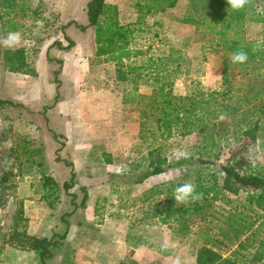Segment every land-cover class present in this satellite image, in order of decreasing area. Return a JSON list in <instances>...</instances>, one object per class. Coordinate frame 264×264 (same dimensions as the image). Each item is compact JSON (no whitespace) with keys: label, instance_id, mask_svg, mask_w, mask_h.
<instances>
[{"label":"rangeland","instance_id":"1","mask_svg":"<svg viewBox=\"0 0 264 264\" xmlns=\"http://www.w3.org/2000/svg\"><path fill=\"white\" fill-rule=\"evenodd\" d=\"M88 1L28 0L30 17L23 20L24 26L18 32L19 46L15 49L0 46V100L12 103L0 105V261L5 245H21L27 242L24 236L41 238L50 237L54 232L62 234L65 225L60 218L72 210L74 212L65 217L69 224L66 239L51 250L53 256L47 260L50 264H127L130 260L135 264H196L197 250L204 243L200 233L216 236L221 245L213 247L223 257L229 256L236 250L237 243L223 240L218 231L225 227L222 222L236 204V197L232 194L220 195L214 203L217 208L212 211V217L201 220L196 215L192 216L191 231L185 235L176 232L175 224L161 226L144 219L147 206L139 198L153 185L191 182L196 173L207 180L215 175L219 183L222 176L220 166L227 163L238 145L237 138L231 134L218 139L211 156H207L199 135L175 137L164 143L160 155L170 165L179 160H187L188 164L172 167L133 189L113 187L106 182L108 176L105 174L108 172L127 170V164L133 162L137 166L143 165L146 143L151 139L147 137L142 141L138 136L137 107L129 108L122 104L121 89L131 85H116L113 65L89 55L94 49L88 33L93 35L92 30L81 33L75 25H69L70 22L86 25L85 5ZM106 1L118 6L123 24L135 21L133 24L140 31L135 32L132 47L142 48L154 56H169L171 68L179 63V74L173 86L176 94L186 95L193 90H213L220 86L222 55L212 51V38L180 23L189 0H178L173 9L145 16L140 21L133 8L137 0ZM253 6L264 13V0H256ZM65 25L68 26L64 30ZM246 32L249 38L261 40L264 29L248 23ZM65 36L74 42L68 49L50 47L56 40L67 47ZM4 37L0 33V39ZM48 48L51 60L47 58ZM16 49L23 51L24 65L18 72H11L3 61V52ZM172 50L176 52L172 53ZM56 79L59 82L57 90ZM139 92L145 94L148 89L140 86ZM84 94H89L88 99L96 109L95 118L91 120L92 138L89 139L93 156L89 161L87 155L80 154L81 158H75L76 166L73 162L70 168L55 161L56 155H64L62 148L58 154L56 150L60 145L64 149L66 144L63 140L68 142V139L59 132V135L55 133L59 136L54 141L56 144L51 143V132L57 131V126L54 120L52 126L49 123L48 112L60 101L66 103L71 98H76L77 109H80L84 104ZM55 96H58L56 103ZM241 120L240 116L236 117L233 126L236 127L237 121ZM230 125L225 122L218 131H234L235 127ZM103 150L113 155V165L100 167L96 164L95 158ZM67 155L68 159L63 160L71 163L72 155ZM200 157L209 160L210 164H198ZM246 157L253 166L264 163V130L249 146ZM71 170H81L95 180L94 184L85 187L87 199L83 208L79 206L84 196L80 187L75 185L68 193L62 188V184L69 181ZM44 174L59 186H54L50 196L42 187L41 176ZM166 176L171 179L166 180ZM23 184L36 196L35 207L29 209L30 217L28 212L25 213L24 200L18 195V188ZM164 240L169 243L167 250L161 248ZM240 252L246 256L252 250ZM36 254L33 262L40 264Z\"/></svg>","mask_w":264,"mask_h":264},{"label":"trees","instance_id":"2","mask_svg":"<svg viewBox=\"0 0 264 264\" xmlns=\"http://www.w3.org/2000/svg\"><path fill=\"white\" fill-rule=\"evenodd\" d=\"M177 3L178 0H137L133 8L140 21L145 16L173 9ZM254 3L256 0H249L243 10L230 14L227 0H189L187 12L180 23L192 26L197 33L212 38V51L222 55V72L220 86L217 89H198L186 95H178L173 90L174 81L179 74V63L171 68L169 56H154L147 54L142 48L132 47L135 32L140 30L133 24L135 21L128 24L120 21L116 4L108 3L106 0H89L85 5L86 25L69 23L75 25L81 33L91 29L94 57L113 65V81L116 85L122 87L126 84L131 85L130 88L121 89L122 104L129 108L137 107L138 136L142 141H146L147 137L151 139L146 143L143 165L137 166L136 162H133L127 164L125 167L127 170L105 174L108 176L106 182L113 187L133 189L150 178L166 173L172 167L188 164L187 160H179L170 165L168 160L160 155L164 143L175 137L199 135L207 156H211L219 138H224L228 134L234 139L237 138V147L231 152L227 163L220 166L222 173L220 184L215 175L207 180L201 177L200 173H196L192 178L191 183L203 194L200 200L186 205H176L173 198L174 189L185 182L153 185L139 198V201L147 206L144 219L161 226L171 227L175 224L176 232L185 235L191 231L192 216L196 215L201 220L212 217V211L217 208L214 203L220 195L229 193L236 197L234 200L236 204L222 222L225 227L218 231L223 240L237 243L236 250L223 257L222 253L213 247L221 245V241L219 242L216 236L200 233L204 243L197 250L196 264H264V163L253 166L246 157L249 146L256 142L259 133L264 130V49L255 53L252 51L255 43L264 42V32L261 40L246 35L248 23L257 24L264 29V13L258 11L253 6ZM29 9L28 0H0L1 36H6L9 32H19L24 26L23 20L30 17ZM67 26L63 27L64 30ZM65 40L68 41L67 47L58 40L50 47L55 46L58 50H64L74 43L67 36ZM49 48L46 54L51 60L48 56ZM238 50L248 52V61L245 64L230 63V55ZM175 52L176 50H172V53ZM3 61L9 71L18 72L24 65L23 51L5 50ZM56 61L62 63L61 60ZM58 72L59 70L56 74ZM54 82L57 90L59 82L57 79ZM140 86L146 87L148 92L140 93ZM57 97L55 96V103ZM3 104L12 105L9 101L0 100V105ZM220 113H226L227 119L218 121ZM239 116L242 120L237 121L235 127L232 122ZM225 122L235 127L234 131L229 129L226 132H219ZM51 133L56 141L59 136L55 132ZM62 147L63 145H60L56 150L57 154ZM198 159L197 163L200 165L210 164L209 160H203L201 157ZM55 161L63 162L70 168L73 166L58 155ZM95 161L100 167L113 165V155L103 150ZM41 177L42 187L48 192L47 196H50L55 190L54 186L58 185L46 174ZM87 177L91 179L90 184H94V177L89 174ZM76 182V173L71 170L69 181L64 182L62 188L68 193L75 185L80 187L84 196L79 206L83 208L87 199L85 187H89L90 184L80 185ZM70 195L72 198L75 197L73 194ZM98 207L94 209L95 215L98 213ZM73 212L74 210L61 216L60 219L65 225L62 234L54 232L50 237L41 238L24 236L27 242L11 246L22 250H34L38 253L40 264H50L47 260L53 256L51 250L61 245L68 234L69 224L65 217ZM19 214L20 217L23 216L21 212ZM19 214L16 216L19 217ZM243 236L244 239L239 240ZM249 248L252 250L251 254L246 256L241 254L240 250L247 252ZM127 264H135V261L130 260Z\"/></svg>","mask_w":264,"mask_h":264},{"label":"crops","instance_id":"3","mask_svg":"<svg viewBox=\"0 0 264 264\" xmlns=\"http://www.w3.org/2000/svg\"><path fill=\"white\" fill-rule=\"evenodd\" d=\"M90 39L93 41V35L90 34ZM94 45V42H92ZM63 45V44H62ZM94 47V46H93ZM56 51V50H55ZM60 53V52H58ZM90 56L94 57V49L93 54L90 53ZM58 57V56H55ZM89 94H84V100H83V106L80 109H77V103L76 98H71L69 101L59 102L55 105L54 108L49 110L48 112V118L49 123L51 126L53 125V120L55 121V124L57 126V131L54 129L55 133L61 134L63 137L68 139V142H63L66 144V146L62 147V150L64 155L61 158L62 159H68L67 153H70L72 155V161L71 163H75L76 166V160L75 158H81L80 154H85L88 156V160H91V152L90 149L92 147V143L89 141L91 139V131L92 129V122L91 120L95 118L96 115V109L95 106L92 105L91 101H89ZM58 134V135H59ZM50 136V134L48 133ZM44 137L46 140H49L47 134L44 133ZM52 137V133L51 136ZM53 139V138H52ZM51 143L53 144L54 139ZM56 144V142H54ZM79 148V150H77ZM63 163V162H62ZM73 163V164H74ZM64 164V163H63ZM72 164V165H73ZM65 166V165H64ZM108 165H106L107 167ZM74 171V170H73ZM75 172V171H74ZM76 176L78 179V182L80 185H89L91 179L87 177V174L81 173L80 171H76ZM85 176H83V175ZM18 195L20 198L24 200V207L27 208V211L25 210V213L28 212V216L30 217L31 211L29 210L30 207H35L36 203V196L33 194V190L29 189V187L25 184L21 185L18 188ZM32 197L33 199H31ZM37 208L34 209H38ZM39 235H37L38 237ZM3 253L1 255L2 263L3 264H27L32 263L35 264V261L33 262V258L37 255L36 251L34 250H22V249H16L10 245H5L4 249L2 250ZM27 257H30L31 260H25Z\"/></svg>","mask_w":264,"mask_h":264},{"label":"clouds","instance_id":"4","mask_svg":"<svg viewBox=\"0 0 264 264\" xmlns=\"http://www.w3.org/2000/svg\"><path fill=\"white\" fill-rule=\"evenodd\" d=\"M249 3V0H227V4L229 5L228 12L241 11L245 8V6ZM20 34L18 32H9L3 39H0V46L15 49L19 46ZM264 49V42H257L253 45L252 51L253 53ZM229 61L232 64H245L248 61V52L244 50H238L233 52ZM227 119L226 113L218 114L217 120L223 121ZM166 180L171 179L170 176L165 177ZM203 194L196 190V186L191 182H185L174 189L173 198L177 204L186 205L189 202H195L202 198ZM169 247V243L167 240H164L161 244V248L167 250Z\"/></svg>","mask_w":264,"mask_h":264}]
</instances>
